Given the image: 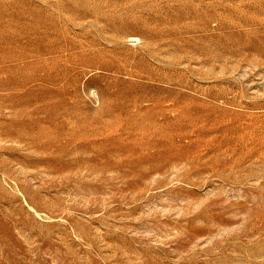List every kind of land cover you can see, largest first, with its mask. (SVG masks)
<instances>
[{
    "label": "rangeland",
    "instance_id": "374dc122",
    "mask_svg": "<svg viewBox=\"0 0 264 264\" xmlns=\"http://www.w3.org/2000/svg\"><path fill=\"white\" fill-rule=\"evenodd\" d=\"M0 264H264V0H0Z\"/></svg>",
    "mask_w": 264,
    "mask_h": 264
}]
</instances>
